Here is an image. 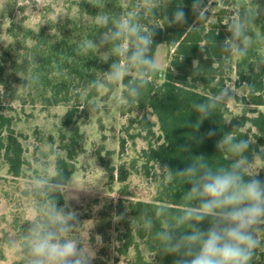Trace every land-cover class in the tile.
I'll list each match as a JSON object with an SVG mask.
<instances>
[{
	"label": "trees",
	"instance_id": "1",
	"mask_svg": "<svg viewBox=\"0 0 264 264\" xmlns=\"http://www.w3.org/2000/svg\"><path fill=\"white\" fill-rule=\"evenodd\" d=\"M211 1L205 0L207 19L198 20L191 11L193 0H156L158 6L154 9V14L147 11L150 5L145 4L144 0H129L127 7L122 0H75L72 4L77 8L76 18L66 20L62 26L43 27L34 32L24 25L16 26L12 21L7 29L8 35L13 39L7 49L15 44H21L24 49L22 64L14 61L10 68L15 74L23 76V86L34 101L48 105L68 104L75 83L91 87L93 94L104 83L102 77L106 75L112 62H105L107 48L92 50L86 54L78 51L83 41L94 39L105 30L106 26L100 21L103 15L116 18L134 13L145 30L154 29L151 52L154 60L161 46L167 48L169 63L166 72H159L158 77L154 76V71L151 72L147 77V87L138 98L129 97L124 87L130 79L135 78L136 70L122 82L124 100L136 109H149L157 119L160 132L159 141L154 144L149 142L147 149L143 151L146 174H150V163L160 170L154 176L153 198L120 199L115 207L110 208L105 223L107 227L103 225L106 215L104 211L100 213L97 224L106 241L107 228L111 229L116 217L124 214L123 219L116 221L113 232L116 242L114 250L120 257H130L127 264H173L175 259L173 256H164L159 251L156 233L172 216L181 214L187 204L181 197L190 185L183 183V177L174 176L169 179L168 173L163 169L164 165L173 170L182 169L195 155L202 154L211 167H228L235 158L226 150H218L216 141L223 134H230L236 139H246L249 142L247 155L250 160L254 153L260 155L258 159L262 166L259 178L264 179V111L259 109L264 107V63L259 62L264 58V0L254 1L256 11L252 13L253 21L260 26V35L252 28L245 30L250 39L247 55L239 56L235 64L237 82L246 85L248 90L247 95L240 100L245 108L241 114L230 117L227 102L223 103L214 110L212 117L205 119L198 130H195L198 114L194 111V102L210 100L221 89H226L233 68L232 53L222 50L223 44L230 43L231 37V24L225 18L227 11L220 8L212 13L208 8ZM180 4L184 5L187 23L169 25L167 17L170 18ZM250 23L248 21V25ZM52 30L55 31L53 34L50 32ZM7 49H4L0 57L1 76L5 72L2 64L8 63ZM93 82H98L97 86L93 87ZM75 114L76 107H73L64 116L63 125L70 127L73 134L64 146L67 157L57 159V172L51 178V184L59 181L60 172L69 180L74 174L75 168L71 160L79 133L76 127H72ZM140 124L148 135H154L155 123L143 118ZM189 124H193L192 127L186 126ZM11 125V118L0 115V159L11 176L20 177L25 165L24 149ZM210 129H215L217 134L209 138L206 133ZM185 146L190 151H184ZM120 171L123 181V169L120 168ZM64 185L66 182H61V186ZM48 193L57 200L58 205L64 203L60 188ZM124 196L127 197L128 194L124 192ZM161 207L168 214L156 215ZM141 212H146L152 219L151 229L144 227ZM201 227L206 229L207 222ZM257 239L260 245L255 249L251 264H264V232L258 233ZM114 264H119L118 258Z\"/></svg>",
	"mask_w": 264,
	"mask_h": 264
},
{
	"label": "rangeland",
	"instance_id": "2",
	"mask_svg": "<svg viewBox=\"0 0 264 264\" xmlns=\"http://www.w3.org/2000/svg\"><path fill=\"white\" fill-rule=\"evenodd\" d=\"M75 0H0V57L13 39L8 35L10 23L24 25L38 32L40 28L62 26L66 20L76 18ZM125 7L129 0H122ZM255 0H212L209 10L214 13L220 8L227 11L225 18L234 24L241 15L247 20L245 30L252 28L260 35V26L253 21L256 11ZM228 2V3H227ZM248 21L251 23L248 25ZM52 34L54 30L50 31ZM231 44L248 45L250 39ZM233 68L226 89L231 90L232 99L227 101L229 116L242 113L245 108L242 98L247 95V86L237 82L235 64L239 58L234 54ZM24 49L15 44L7 49L3 63L5 72L0 75V115L11 118V129L24 149L25 165L20 177L8 173L7 166L0 159V264H25L21 250L22 236L28 222L38 215L40 206L46 203V185L55 176L58 158H66L64 146L68 144L73 131L63 125L66 112L76 107L73 128L78 136L73 147L75 171L66 185L61 186L64 203L59 205L65 211L78 214L80 225L72 235L92 246L95 252L93 264H127L130 257H120L114 246L116 221L106 230L103 240L97 227L100 213H106L105 224L111 206L115 207L120 199L151 200L155 194L154 176L160 173L157 166L150 163V174L144 168L146 160L143 151L148 143H157L160 132L157 119L149 109H136L127 103L123 96L122 83L109 84L106 75L104 83L93 94L91 87L75 83L68 104L48 105L34 101L23 86L24 78L15 74L10 66L13 62L22 64ZM157 69L164 74L168 68L167 48H159L156 60ZM12 63V64H11ZM240 98V99H238ZM255 109V107H251ZM264 111V107L259 108ZM146 118L155 123L154 135L143 130L140 121ZM259 159H254L251 173L261 169ZM125 179L121 181V171ZM43 182V183H41ZM124 192L128 194L124 196ZM49 194V193H48ZM49 196V195H48ZM100 237V240H99ZM16 239L17 247L11 249L8 241ZM99 241V242H98Z\"/></svg>",
	"mask_w": 264,
	"mask_h": 264
},
{
	"label": "clouds",
	"instance_id": "3",
	"mask_svg": "<svg viewBox=\"0 0 264 264\" xmlns=\"http://www.w3.org/2000/svg\"><path fill=\"white\" fill-rule=\"evenodd\" d=\"M144 3L150 5L147 11L154 14L158 6L156 0H144ZM191 11L195 19H207L205 0H193ZM100 21L106 26L105 30L94 39L83 41L78 51L86 54L107 48L105 62L112 61L106 71L109 84L122 83L135 69V78L124 87L129 97L138 98L147 87V77L157 68L151 55L155 31L145 30L134 13L116 18L103 15ZM167 21L169 25L186 24L184 5H177ZM246 23L247 20L242 18L230 25L231 41L249 39ZM234 48L235 55H247V45L242 43H225L222 46V50L229 53H233ZM259 62L264 63V58ZM97 83L93 82L92 86H97ZM231 99V90L221 89L210 100L194 102L193 108L198 114L195 130L205 119L213 116L219 105ZM216 134L215 129L206 133L209 138ZM216 147L235 158L228 167L213 168L202 154L195 155L182 169L163 166L169 179L183 177V183L190 185L181 197L187 202L181 214L172 216L156 233L159 251L164 256H173V264H251L255 249L260 245L257 234L264 232V179L259 178V171L250 172L253 159L260 158V155L254 153L250 160L247 155L249 142L230 134H223L216 141ZM183 150L190 151L186 146ZM61 182L68 183L69 179L60 172L57 183L46 185V203L40 206L37 217L23 230L21 250L25 264H93L95 252L92 246L72 235L81 224L78 214L65 211L56 199L48 196L49 191L61 187ZM166 214L163 207L156 212L158 216ZM140 215L144 217V227L151 229L152 219L146 212ZM123 218L124 214L116 217L117 220ZM205 222L208 224L206 229L201 227ZM17 244L16 239L8 241L11 249H15Z\"/></svg>",
	"mask_w": 264,
	"mask_h": 264
},
{
	"label": "water",
	"instance_id": "4",
	"mask_svg": "<svg viewBox=\"0 0 264 264\" xmlns=\"http://www.w3.org/2000/svg\"><path fill=\"white\" fill-rule=\"evenodd\" d=\"M159 72H160V71L156 68V70L154 71V76H155V77H158Z\"/></svg>",
	"mask_w": 264,
	"mask_h": 264
}]
</instances>
